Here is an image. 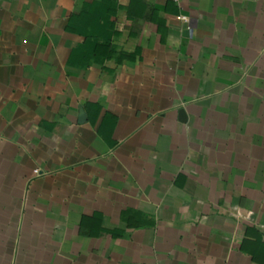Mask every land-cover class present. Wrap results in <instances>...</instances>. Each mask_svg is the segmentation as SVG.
Returning <instances> with one entry per match:
<instances>
[{"label":"crops","instance_id":"1","mask_svg":"<svg viewBox=\"0 0 264 264\" xmlns=\"http://www.w3.org/2000/svg\"><path fill=\"white\" fill-rule=\"evenodd\" d=\"M0 264H264V0H0Z\"/></svg>","mask_w":264,"mask_h":264},{"label":"water","instance_id":"2","mask_svg":"<svg viewBox=\"0 0 264 264\" xmlns=\"http://www.w3.org/2000/svg\"><path fill=\"white\" fill-rule=\"evenodd\" d=\"M85 120L84 113L81 111L80 113V121L83 122Z\"/></svg>","mask_w":264,"mask_h":264},{"label":"built area","instance_id":"3","mask_svg":"<svg viewBox=\"0 0 264 264\" xmlns=\"http://www.w3.org/2000/svg\"><path fill=\"white\" fill-rule=\"evenodd\" d=\"M174 3H178L180 0H171ZM183 21L187 22V18L186 17H182Z\"/></svg>","mask_w":264,"mask_h":264}]
</instances>
